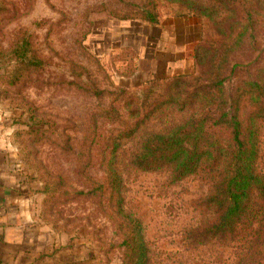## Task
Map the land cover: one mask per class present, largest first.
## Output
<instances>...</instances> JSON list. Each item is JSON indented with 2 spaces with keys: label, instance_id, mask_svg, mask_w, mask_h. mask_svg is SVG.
<instances>
[{
  "label": "rangeland",
  "instance_id": "rangeland-1",
  "mask_svg": "<svg viewBox=\"0 0 264 264\" xmlns=\"http://www.w3.org/2000/svg\"><path fill=\"white\" fill-rule=\"evenodd\" d=\"M145 1L0 0V107L19 130L35 262L123 264L122 223L132 216L142 223L152 264H231L236 256L242 264H264V219L243 251L194 237L215 218L205 202L212 183L204 173L173 182L168 169L132 166L141 137L159 129L158 120L113 153L120 126L108 113L132 108L117 96L119 88L134 94L151 79L193 74V48L207 21L167 0H151L165 18L161 27L123 19ZM255 50L264 51L262 30L237 58L230 91L250 73ZM114 170L122 212L109 183ZM258 203L264 209V199Z\"/></svg>",
  "mask_w": 264,
  "mask_h": 264
},
{
  "label": "trees",
  "instance_id": "trees-1",
  "mask_svg": "<svg viewBox=\"0 0 264 264\" xmlns=\"http://www.w3.org/2000/svg\"><path fill=\"white\" fill-rule=\"evenodd\" d=\"M167 1L207 20L194 47L195 72L151 79L135 88L134 94L119 88L117 96L124 106L132 108L126 115L116 109L108 113L120 126L112 136L113 153L122 141L139 135L147 123L154 119L162 123L141 137L132 166L142 171L168 169L173 182L204 173L212 183L205 202L215 218L194 237L207 239L204 242L217 239L243 251L264 219V209L258 203L264 199V172L259 166L264 129V51L255 50L257 55L243 66L250 73L238 78L231 91L228 83L238 74L240 64L236 60L245 55L249 39L257 31L264 32V0ZM125 14L123 19L155 27H161L164 20L151 0ZM26 52V46L18 50L21 60L27 59ZM109 183L122 212L118 170L110 174ZM122 226L126 228L123 264H152L141 221L127 216ZM242 262L243 258L236 256L231 264Z\"/></svg>",
  "mask_w": 264,
  "mask_h": 264
},
{
  "label": "crops",
  "instance_id": "crops-1",
  "mask_svg": "<svg viewBox=\"0 0 264 264\" xmlns=\"http://www.w3.org/2000/svg\"><path fill=\"white\" fill-rule=\"evenodd\" d=\"M17 129L0 107V264H36L30 179L24 172Z\"/></svg>",
  "mask_w": 264,
  "mask_h": 264
}]
</instances>
